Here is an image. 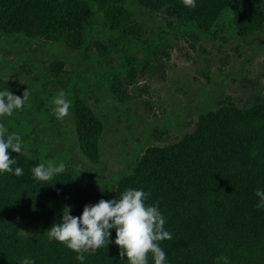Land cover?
Masks as SVG:
<instances>
[{
  "label": "trees",
  "instance_id": "obj_1",
  "mask_svg": "<svg viewBox=\"0 0 264 264\" xmlns=\"http://www.w3.org/2000/svg\"><path fill=\"white\" fill-rule=\"evenodd\" d=\"M134 1L181 25L173 27L168 19L152 37L129 0H0V91L8 87L21 97L29 92L23 110L0 117L23 145L20 154L9 150L17 161L13 168H22L23 175L0 174V264H22L25 257L35 264H81L77 253L50 240L47 230L61 221L65 206L80 216L85 205L119 199L129 188L150 193L147 204L159 202L164 228L173 236L158 242L166 264H217L221 256L229 264H264V208L256 207L255 195L257 188L264 190V108L222 104L178 142L147 149L111 191L84 186L88 176L79 165L47 183L33 177L32 169L42 162L71 165L69 151L55 157L47 143L58 140L51 135L61 137L70 122L53 113V98L61 91L71 101V134L81 153L92 166L103 162L106 123L87 99L101 70L97 43L112 39L122 48L127 78L114 74L110 83L127 101L126 81L136 82L142 58L172 45V36H203L224 22L239 36L264 27V0H196L194 9L182 0ZM66 50L77 53L75 61L60 54ZM78 61V70L54 69ZM110 232L108 247L86 253L83 264H129L114 243L115 229ZM148 264H154L151 254Z\"/></svg>",
  "mask_w": 264,
  "mask_h": 264
},
{
  "label": "rangeland",
  "instance_id": "obj_2",
  "mask_svg": "<svg viewBox=\"0 0 264 264\" xmlns=\"http://www.w3.org/2000/svg\"><path fill=\"white\" fill-rule=\"evenodd\" d=\"M129 1L135 4L134 0ZM135 6L152 37L158 35L168 19L173 27L181 25L165 13H150L139 4ZM194 34L172 36V45L168 43L142 58L137 81L127 80L124 85L127 101L113 93L110 83L114 74L122 75L124 81L127 78L119 53L122 48H117L112 39L95 45L101 70L91 83L92 90L87 89V99L106 123L101 166H92L81 153L71 134L75 128L71 116L62 136L55 132L51 137L58 140H47L55 157L68 151L73 155L66 160L71 162L66 171L78 165L83 168L88 176L82 178L84 186L98 191L116 189L119 178L133 169L147 149L178 142L197 128L202 115L224 103H234L242 110L264 108V27L239 36L232 32L229 22H224L206 35ZM60 54L74 61L77 57L69 50ZM43 61L52 66L48 57H43ZM78 63L63 62L54 69L78 70Z\"/></svg>",
  "mask_w": 264,
  "mask_h": 264
},
{
  "label": "clouds",
  "instance_id": "obj_3",
  "mask_svg": "<svg viewBox=\"0 0 264 264\" xmlns=\"http://www.w3.org/2000/svg\"><path fill=\"white\" fill-rule=\"evenodd\" d=\"M185 7L194 9L196 0H182ZM29 98L26 89L22 97L13 94L7 87L0 91V117L12 116L14 111L23 110ZM53 113L58 120L70 116L71 101L61 91L53 98ZM9 150L20 154L23 151L22 138L17 133H9L0 123V174L10 173L23 175V169L13 168L17 161L10 156ZM66 171L64 163L54 165L52 162L40 163L32 169L37 181L49 182L57 174ZM259 197L258 209L264 208V190L257 188ZM150 193L138 189L125 190L119 199L99 200L96 204H87L82 215H71L72 208L65 206L59 223H53L47 230L50 240L58 241L77 253L76 259L83 264L86 253H96L98 249L107 248L110 241V229H115V245L118 246L121 258L126 257L129 264H148L149 254L154 264H166V253L158 242L172 240L173 236L166 231L165 218L159 210L158 203L147 204ZM229 264L228 257L217 258V264ZM22 264H35L25 257Z\"/></svg>",
  "mask_w": 264,
  "mask_h": 264
}]
</instances>
